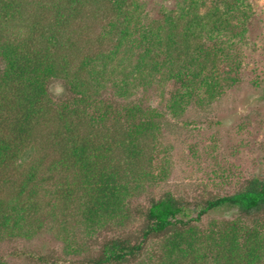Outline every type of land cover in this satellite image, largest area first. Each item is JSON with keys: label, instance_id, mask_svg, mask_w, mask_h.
Here are the masks:
<instances>
[{"label": "rangeland", "instance_id": "374dc122", "mask_svg": "<svg viewBox=\"0 0 264 264\" xmlns=\"http://www.w3.org/2000/svg\"><path fill=\"white\" fill-rule=\"evenodd\" d=\"M19 1L22 15L1 21L3 39L10 42L27 38L38 18L54 19L49 12L54 5L65 7L62 0ZM120 1L121 9L107 0L85 3L84 15L65 32L68 53H74L69 57L73 75L52 78L48 90L54 111L74 108L80 95L71 85L80 78L79 91L87 90L91 100L86 111L96 116L100 106L110 108L103 123L89 119L86 134L96 140L114 137L116 142L154 124L140 137L145 152L139 172L129 179L125 212L90 227L81 208L60 193L62 180L73 174L51 171L50 162H43L33 229L26 228L23 236H0V264H87L111 239L138 243L151 201L165 194L198 207L235 193L254 177L264 178V0ZM190 23L195 34L189 42H168L170 27L177 26L181 35ZM4 68L0 56V73ZM182 70L199 74L187 89L173 76ZM39 163L38 149L31 146L15 168L26 175ZM233 218L221 210L198 227L208 232L214 223ZM164 242L150 239L126 264H161Z\"/></svg>", "mask_w": 264, "mask_h": 264}, {"label": "trees", "instance_id": "16d2710c", "mask_svg": "<svg viewBox=\"0 0 264 264\" xmlns=\"http://www.w3.org/2000/svg\"><path fill=\"white\" fill-rule=\"evenodd\" d=\"M62 1L65 7L57 4L49 11L54 19L53 15L38 18L27 38L10 42L3 39L1 21L22 15L23 9L19 0H0V56L5 61L0 73V236H23L26 228L33 229L40 210L37 176L46 161L51 171L59 168L73 174L70 181L62 180L60 193L67 203L81 208L80 216L90 227L121 217L131 189L129 179L139 172L145 152L140 137L155 128L146 123L116 142L114 137L96 140L95 134H86L90 117L103 123L111 110L100 106L96 116L86 111L84 107L91 103L89 92L79 91L82 84L76 76L82 69L76 70L78 80L71 85L80 95L76 106L54 111L48 83L73 75L69 57L74 53H68L65 32L73 20L84 15L89 0ZM107 1L122 7L120 0ZM176 27H170L167 36L174 45L186 44L195 34L192 23L181 35ZM173 76L187 89L199 74L182 70ZM31 146L38 149L40 163L24 175L16 170V162ZM24 199L32 204L25 206ZM221 210L230 211L234 218L214 223L208 232L198 227L206 216ZM145 220L138 243L111 239L87 264H126L138 258L155 237L165 238L161 264H264V178L254 177L235 193L198 207L165 194L151 201Z\"/></svg>", "mask_w": 264, "mask_h": 264}]
</instances>
